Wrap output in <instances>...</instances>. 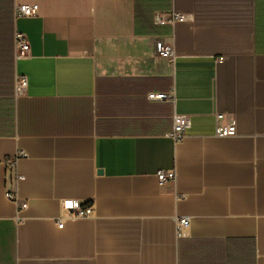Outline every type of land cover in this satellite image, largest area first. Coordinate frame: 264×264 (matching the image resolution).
<instances>
[{
	"label": "crops",
	"instance_id": "crops-1",
	"mask_svg": "<svg viewBox=\"0 0 264 264\" xmlns=\"http://www.w3.org/2000/svg\"><path fill=\"white\" fill-rule=\"evenodd\" d=\"M0 264H264V0H0Z\"/></svg>",
	"mask_w": 264,
	"mask_h": 264
},
{
	"label": "built area",
	"instance_id": "built-area-1",
	"mask_svg": "<svg viewBox=\"0 0 264 264\" xmlns=\"http://www.w3.org/2000/svg\"><path fill=\"white\" fill-rule=\"evenodd\" d=\"M39 7L37 5H20L15 8V18H34L38 16ZM186 20L185 16L173 15L170 18H165L162 14H155L154 21L159 25L173 24L177 21ZM15 48L18 58H24L29 53V42L27 38L22 34L15 35ZM157 53L160 58L167 59L171 64H176V56L174 50L171 46L158 43ZM28 82L25 78H21L17 81L16 91L20 95L27 89ZM148 99L152 101H162L175 104L176 94L174 90H171L167 94H149ZM222 115H217V129L216 136L221 138L232 137L236 135V128L234 125L222 126ZM191 128V119L188 116L175 114L173 117V128L172 131L167 135V138L174 143H179L185 138V132ZM23 155V154H20ZM17 158L8 159L6 162L7 169L11 171L16 170ZM157 179L160 186H165L171 184L176 180V174L174 171H160L157 173ZM22 180V177L17 173L15 175V182ZM7 198L11 201H16V196L13 192H7ZM26 205L21 206L25 208ZM63 208L69 212V216L74 220L88 219L94 214V208L90 204H82L76 201H66L63 203ZM190 222L188 218H178L177 226L179 236L183 235L185 229L189 228ZM59 228H63L64 224L59 221Z\"/></svg>",
	"mask_w": 264,
	"mask_h": 264
}]
</instances>
